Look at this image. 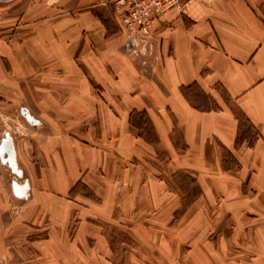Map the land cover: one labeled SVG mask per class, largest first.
Wrapping results in <instances>:
<instances>
[{"label":"crops","instance_id":"1","mask_svg":"<svg viewBox=\"0 0 264 264\" xmlns=\"http://www.w3.org/2000/svg\"><path fill=\"white\" fill-rule=\"evenodd\" d=\"M182 2L134 51L105 0L0 2V105L37 130L0 264H264V0Z\"/></svg>","mask_w":264,"mask_h":264},{"label":"built area","instance_id":"2","mask_svg":"<svg viewBox=\"0 0 264 264\" xmlns=\"http://www.w3.org/2000/svg\"><path fill=\"white\" fill-rule=\"evenodd\" d=\"M120 12L128 46L134 50L147 45L156 18L175 9L182 10V0H105Z\"/></svg>","mask_w":264,"mask_h":264},{"label":"rangeland","instance_id":"3","mask_svg":"<svg viewBox=\"0 0 264 264\" xmlns=\"http://www.w3.org/2000/svg\"><path fill=\"white\" fill-rule=\"evenodd\" d=\"M36 129H32L27 124L18 108H6L0 105V145L2 140L8 136L14 138L34 136ZM6 153L0 154V175H2L6 186L12 185L13 182L18 184L24 183L27 175L24 172L22 177H19L8 163ZM20 169L24 170V165L20 158H18ZM11 181V182H10ZM15 184V183H13ZM22 192V190H21Z\"/></svg>","mask_w":264,"mask_h":264},{"label":"water","instance_id":"4","mask_svg":"<svg viewBox=\"0 0 264 264\" xmlns=\"http://www.w3.org/2000/svg\"><path fill=\"white\" fill-rule=\"evenodd\" d=\"M5 1H8V0H0V2H5ZM0 152L6 153L7 155L6 160L8 161V163L10 164L14 172L19 175V172L15 170V165L13 161V150H12L11 140L9 137H6L2 140V143L0 145Z\"/></svg>","mask_w":264,"mask_h":264}]
</instances>
